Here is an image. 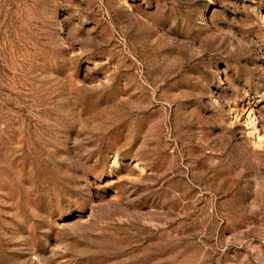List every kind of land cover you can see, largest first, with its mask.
Returning a JSON list of instances; mask_svg holds the SVG:
<instances>
[{
	"label": "rangeland",
	"instance_id": "1",
	"mask_svg": "<svg viewBox=\"0 0 264 264\" xmlns=\"http://www.w3.org/2000/svg\"><path fill=\"white\" fill-rule=\"evenodd\" d=\"M0 264H264V0H0Z\"/></svg>",
	"mask_w": 264,
	"mask_h": 264
}]
</instances>
